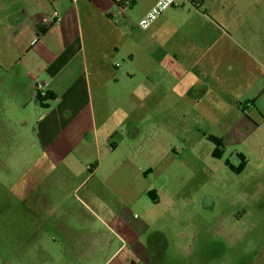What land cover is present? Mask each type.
<instances>
[{
  "label": "rangeland",
  "instance_id": "374dc122",
  "mask_svg": "<svg viewBox=\"0 0 264 264\" xmlns=\"http://www.w3.org/2000/svg\"><path fill=\"white\" fill-rule=\"evenodd\" d=\"M239 4L246 17L234 23L237 65L228 55L221 67L235 72L226 79L223 108L190 116L163 111L158 118L154 96L149 100L150 89L143 88L141 142L115 137L101 142V155L71 159L80 179L101 166L78 193L70 181L57 191L44 182L38 168L53 161L38 152L30 126L0 127V264L64 263L42 249L53 248L49 237L59 243L64 234H139L142 264H264V105L251 103V87L262 77L249 75L251 21L261 27L264 0ZM141 9L135 6L133 15ZM153 63L142 61V72ZM210 89L215 95L214 84ZM90 189L97 199L87 196ZM51 192L64 204H48ZM127 254L121 249L113 262Z\"/></svg>",
  "mask_w": 264,
  "mask_h": 264
},
{
  "label": "crops",
  "instance_id": "0c3cea01",
  "mask_svg": "<svg viewBox=\"0 0 264 264\" xmlns=\"http://www.w3.org/2000/svg\"><path fill=\"white\" fill-rule=\"evenodd\" d=\"M158 1L0 0V127L32 128L38 152L53 161L49 168H38L50 189L60 190L70 181L72 193L81 191L101 166L80 179L71 159L101 155V142L115 137L129 144L141 142L143 88L150 89L149 100L154 96L150 105L158 118L163 111L190 116L197 109L223 108L230 95L226 79L235 78V72H221V67L228 55L231 66L237 65L239 26L234 23L242 21L246 11L239 0H201L197 5L181 0L182 8L167 10L147 30L139 28L138 22ZM139 4L142 9L133 15ZM95 6L96 14L89 13ZM260 9L261 27L251 21L249 75L262 77L251 87V103L264 105V7ZM142 61L154 62L153 68L142 72ZM39 85L49 100L38 101ZM52 193L45 196L48 204H64ZM88 193L98 198L96 189ZM140 238L64 234L65 241L49 237L53 248L42 249L49 260L57 255L61 264H95L107 250L112 252L103 264H142ZM39 240L44 245L45 237ZM116 243L121 245L118 250L113 249ZM121 249L128 254L113 262Z\"/></svg>",
  "mask_w": 264,
  "mask_h": 264
},
{
  "label": "built area",
  "instance_id": "2783aa9c",
  "mask_svg": "<svg viewBox=\"0 0 264 264\" xmlns=\"http://www.w3.org/2000/svg\"><path fill=\"white\" fill-rule=\"evenodd\" d=\"M74 2L78 0H72ZM191 5H197L198 3L201 2V0H184ZM183 4L181 0H159L153 7L152 9L138 22L139 28L143 30L149 29L161 16L164 12H166L169 9L172 8H182ZM54 19L60 20V16L57 12H54L53 15ZM38 95H41L42 97L46 96V92L43 91V86L39 85L38 86ZM90 168V167H88Z\"/></svg>",
  "mask_w": 264,
  "mask_h": 264
},
{
  "label": "trees",
  "instance_id": "16d2710c",
  "mask_svg": "<svg viewBox=\"0 0 264 264\" xmlns=\"http://www.w3.org/2000/svg\"><path fill=\"white\" fill-rule=\"evenodd\" d=\"M37 99H38V101H40V102H44L45 100H49V99H45V98H43L41 95H38V96H37Z\"/></svg>",
  "mask_w": 264,
  "mask_h": 264
}]
</instances>
